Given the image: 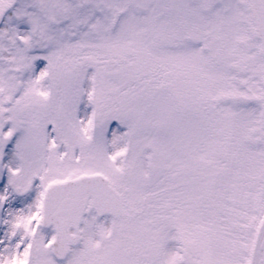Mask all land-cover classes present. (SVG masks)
Returning <instances> with one entry per match:
<instances>
[{
	"label": "snow or ice",
	"instance_id": "snow-or-ice-1",
	"mask_svg": "<svg viewBox=\"0 0 264 264\" xmlns=\"http://www.w3.org/2000/svg\"><path fill=\"white\" fill-rule=\"evenodd\" d=\"M0 264H264V0H0Z\"/></svg>",
	"mask_w": 264,
	"mask_h": 264
}]
</instances>
